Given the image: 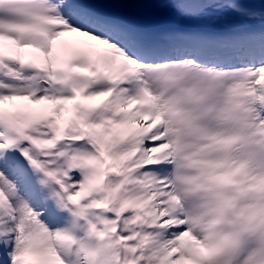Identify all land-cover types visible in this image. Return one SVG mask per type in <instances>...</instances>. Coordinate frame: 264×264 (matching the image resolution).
Masks as SVG:
<instances>
[{"label": "snow or ice", "instance_id": "snow-or-ice-1", "mask_svg": "<svg viewBox=\"0 0 264 264\" xmlns=\"http://www.w3.org/2000/svg\"><path fill=\"white\" fill-rule=\"evenodd\" d=\"M0 264H264V0H0Z\"/></svg>", "mask_w": 264, "mask_h": 264}]
</instances>
